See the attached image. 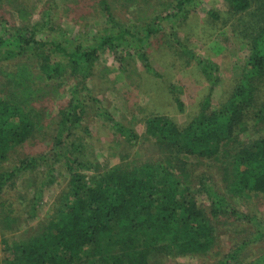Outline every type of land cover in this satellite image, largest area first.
<instances>
[{
	"label": "trees",
	"instance_id": "trees-1",
	"mask_svg": "<svg viewBox=\"0 0 264 264\" xmlns=\"http://www.w3.org/2000/svg\"><path fill=\"white\" fill-rule=\"evenodd\" d=\"M15 1L0 0L17 5ZM161 1L153 18L141 28L120 26L112 12L113 8L129 11L140 5L139 0H99L97 15L101 14L106 21L92 33L87 29L89 26H84L77 34L62 32L57 36L58 29L51 22L43 26L25 24L12 30L0 28V53L4 54L0 58L24 57L5 72L8 82H0V232L8 227L16 228L20 218L28 221L35 217L40 185L56 181L54 170L57 167H54L60 157L63 158L61 172L68 174L66 190L59 197L61 204L56 212L37 223L38 230L30 231L27 227L17 240L1 242L0 264H162L155 259L205 254L214 247L218 236L213 220L235 213L229 200L247 192L264 194V129L256 130L261 132L260 136L246 143L250 128L245 118L251 113L248 108L256 103L257 82L262 81L264 74L262 15L253 27L254 33L248 37L249 54L226 98L215 109L208 110L211 92L207 91L201 100L200 113L183 126L177 125L168 115H150L144 121L142 136L154 144L152 150L156 158L143 159L131 166L120 163L104 174L99 172V162L92 164L88 158L91 149H86L85 144L87 128L77 126L83 105L79 106L76 101L80 103L83 99L78 96L72 101L70 98L58 110L56 125L51 126L46 118L47 107L39 101L45 95L42 88L24 83L27 66L31 64L36 73L39 72L38 76L43 77L44 85L54 80L59 83L65 76L68 80L71 78V83L77 80L71 86V94H74L88 78L96 76L94 63L101 53L116 51L119 46L125 51H136L144 66L152 75H157L148 64L146 46L160 31L166 38L170 34L172 39L167 44L171 48H181L172 49L174 53L180 52V56L186 53L191 57V51L177 41L175 27L186 23L199 0ZM228 2L233 14L242 13L251 5V0ZM208 13L214 19L220 18L215 12ZM1 21L4 18H0ZM119 57L121 65L117 72L121 73L126 70L123 66L126 59ZM199 63L202 72L211 75L213 81L215 64L210 60ZM9 84H15L17 91ZM172 87L170 84V93L182 112L183 102ZM263 103L253 116L257 126L261 124L259 113L264 109ZM73 117L75 120L71 123ZM115 126L129 143L140 137L120 122H115ZM49 130L54 134L50 136L52 144L48 153L27 154L26 145L37 136L43 134L44 137ZM191 155L201 161L208 160L219 172L218 182H211L209 176L206 179L205 175L198 176L196 190L207 196L208 212L197 204L190 190L187 162L182 157ZM41 159L51 166L46 165L41 172L45 173L42 180L36 176L32 179L36 182L34 188L37 187L32 196L24 194L26 205L17 211L9 192L17 189L25 171H34ZM87 163L91 164L88 169L93 173L81 171ZM249 241L252 242L245 241L223 254L218 250L211 264H230L240 257L238 252L245 250ZM242 263L264 264V253Z\"/></svg>",
	"mask_w": 264,
	"mask_h": 264
},
{
	"label": "rangeland",
	"instance_id": "rangeland-1",
	"mask_svg": "<svg viewBox=\"0 0 264 264\" xmlns=\"http://www.w3.org/2000/svg\"><path fill=\"white\" fill-rule=\"evenodd\" d=\"M98 1L16 0L17 5L12 2H0V18H4V21L0 22V28L5 27L12 30L25 24L32 26L37 23L43 26V23L49 22L50 24L51 22L58 29L55 33L57 36H61L62 32L77 34L84 26H89L87 29L92 33L106 21L104 16L97 15L99 13ZM161 2V0H139L140 5L133 6L129 11L121 12L120 8H113L112 12L120 26L141 28L142 25L150 22ZM229 6L228 0H199L194 6L195 11L190 14L186 23L175 27L177 41L182 42L184 47L191 51V57H188L186 53L184 56H180V52L174 53L172 49L181 48H171L167 44V41L172 39L170 34L167 38L162 35L163 31L153 35L146 50L149 52L148 64L157 75H152V71L144 66L143 60L136 51H125L119 46L116 51L104 50L101 53L94 63L96 76L88 78L84 86L78 89L80 91L76 90L74 94H71V86L73 87V83L77 80L71 83V78L69 81L65 76V80L59 83L54 80V83L48 82L44 85L43 77L38 76L39 72L36 73L35 67L31 64L27 66L26 71L28 72H25L23 81L25 84L29 82L33 83L34 87L42 88L45 95H42L39 101L47 107L46 118L51 126L56 125L59 117L58 110L65 106L70 98L72 101L78 96L83 99L80 103L76 101L79 106L83 105V112L77 126L87 128L88 139L85 140V144L86 149H91L88 152V158L92 164L99 162L100 173L104 174L120 163L131 166L143 159H154L156 158L152 150L154 144L146 141L142 136L145 119L150 115H168L175 119L177 125L183 126L200 113L201 100L207 91L211 92L208 110L215 109L226 98L234 79L237 78L245 64V59L249 54L248 37L254 33L253 27L257 25L259 15L264 18V0H251L250 7L238 14L231 13ZM208 12H215L220 18L214 19ZM164 25L165 21L162 20V26ZM177 41L175 43L180 44ZM127 52H131V55L129 56ZM3 55L0 53V56ZM119 56H124L127 63H123L126 70L121 73L117 72L121 65L117 60ZM20 60H24V57L16 56L9 60L0 58V69L4 70L2 73L0 71V82L4 84V81L8 80L5 72L11 70ZM204 60H210L216 66L213 81L211 75L204 74L200 69L199 62ZM20 79L17 77V80ZM259 82H257L259 92L257 91L256 103L248 108L251 113L245 117L247 126L250 128L249 138L246 140L249 144L252 142L251 139L260 136L261 132L258 133L256 130L264 129V109L259 113L261 124L257 126L255 125L256 119L253 120L255 112L259 111L258 108L264 101V74L262 81ZM170 84L173 86V92L179 96L178 99L183 102L182 112L175 105L173 95L169 90ZM9 87L12 90L16 87L15 91L18 89L15 84H9ZM74 120L73 117L71 123ZM115 122H120L124 127L135 130L140 135L138 140L132 143L127 142L125 137L116 130ZM47 132V135L44 133V137L42 134L34 138L30 144L26 145L27 149L23 148L27 154L40 156L48 153L52 144L50 136L53 137L54 133L51 130ZM62 152L66 154L64 149ZM182 158L187 162L186 169L189 171L191 180L190 190L195 194L197 204L208 212L210 202L207 196L196 190L198 176L205 175L204 179L209 176L211 182H218L219 172L213 164H209L208 160L201 161L192 155ZM60 159L63 161L62 157ZM61 160L57 163L58 165H52L55 166L54 169L57 167L54 170L56 181L46 186L40 185L35 217L28 221L20 218V222L16 223L18 224L16 228L8 227L4 232H0V244L4 240L9 242L13 239L17 240L23 232H26L27 227L30 231L36 229L37 223L56 212L57 206L61 204L59 197L66 190L68 179V174L61 172ZM38 163H40L37 165L38 169L25 171L17 184V189L9 192L12 206L17 211L25 207L27 202L25 195L32 196L37 187L34 188L36 182H32V179L36 176L38 180H42L45 173L41 172L45 171L46 165L51 166L45 163L44 159L39 160ZM88 167H91L90 163L80 169L84 173H93ZM59 171L60 173H57ZM217 187H219L218 184ZM229 202L235 213H232V216L221 215L220 218L213 220L218 236L210 251L194 256L169 255L165 258H157L155 261L162 264H211L217 258L214 254L218 250L223 254L230 249L235 250V246L248 240L252 242L249 241L245 250L238 252L240 257L231 260L230 264H243V261L252 260L257 255L263 254L264 194L247 192L242 196H235ZM1 256L2 251L0 250Z\"/></svg>",
	"mask_w": 264,
	"mask_h": 264
}]
</instances>
